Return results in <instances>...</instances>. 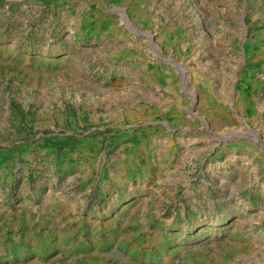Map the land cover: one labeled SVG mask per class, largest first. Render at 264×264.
<instances>
[{
    "label": "rangeland",
    "instance_id": "374dc122",
    "mask_svg": "<svg viewBox=\"0 0 264 264\" xmlns=\"http://www.w3.org/2000/svg\"><path fill=\"white\" fill-rule=\"evenodd\" d=\"M0 264H264V0H0Z\"/></svg>",
    "mask_w": 264,
    "mask_h": 264
}]
</instances>
